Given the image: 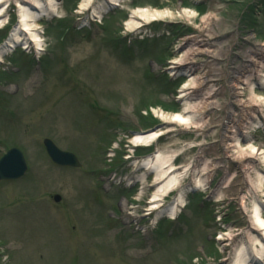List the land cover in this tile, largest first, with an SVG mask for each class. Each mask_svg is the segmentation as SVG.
Wrapping results in <instances>:
<instances>
[{
	"label": "rangeland",
	"instance_id": "374dc122",
	"mask_svg": "<svg viewBox=\"0 0 264 264\" xmlns=\"http://www.w3.org/2000/svg\"><path fill=\"white\" fill-rule=\"evenodd\" d=\"M83 1L55 0L36 15L39 45L20 33L16 0L0 3V157L15 146L27 164L22 177L0 181V264H232L254 203L264 217V154L245 161L251 145L264 151V87L253 95L243 85L264 64V0H125L102 17L99 0ZM136 7L194 17L132 30L124 24ZM184 42L198 52L175 68ZM192 89L198 126L130 142L166 130L156 110L179 112ZM236 129L248 135L238 145ZM44 138L79 166L52 162ZM157 151L181 165V178L149 210L164 181L143 167ZM180 191L183 206L162 214ZM251 248L260 261L247 264H264Z\"/></svg>",
	"mask_w": 264,
	"mask_h": 264
},
{
	"label": "bare ground",
	"instance_id": "6f19581e",
	"mask_svg": "<svg viewBox=\"0 0 264 264\" xmlns=\"http://www.w3.org/2000/svg\"><path fill=\"white\" fill-rule=\"evenodd\" d=\"M1 1L2 0H0V3ZM124 1L125 0H99L97 5H94L95 6L94 11H93L94 15L96 17L97 16L102 17L112 7H115L117 5L119 6ZM92 3H93V0H84L82 5L84 4L90 5ZM16 4L18 8L20 9L19 10L20 23H21L19 27L20 33L21 32L28 33L30 35L31 41H33L35 45H39L37 41L39 38L37 34V28L32 27V25L35 26L33 23L34 22L33 18L39 12L47 14L50 11H53L54 9H56L57 5H56L55 0H16ZM180 13H183L184 16L186 13V17H194L193 11L191 12L190 10L186 8L180 11L179 15H174V13L168 10H158L156 8L153 9L149 7H136L130 10L129 17L125 21L124 25H126L129 29L136 30L140 28L142 26V23H144L145 21L146 22H148V20L153 21V20H156L157 18L166 17V16L169 18L176 17V16L180 17L183 15ZM20 33H18L19 36L21 35ZM187 44H188L187 42H184V44L180 46L179 48L180 51L182 50V48H184L183 52L185 50L187 51L182 56V58L181 57L178 58L177 61L172 60V63H175L174 66L178 65L176 63H180V66L184 65V63L182 64V61L186 60L187 58L190 59V57H188V53L198 52L196 50L197 43L193 42L192 45L190 44V47L192 48H188ZM193 44L195 48L193 47ZM195 68H198V66H197V63L193 62V65L189 68L187 67L185 71H188V72L192 71V73H194L196 70ZM244 76L246 78L243 81V85H246L249 88V90L252 91L251 94L254 95V87L255 88L264 87V64L258 67L256 70L254 69V71L253 70L247 71ZM197 94H198L197 89H192L190 93L188 94V99L186 98L187 100H185L184 98L183 103H185V105L183 109H181L179 112H173V113L160 112L159 113V110L156 111L158 113L157 116H159L160 120H162L161 121L162 124H165L166 130L157 129L153 132L151 131V132H146V133H135L132 135V138H131V142L133 143V145L134 144H146L147 145V142H151L155 140L156 138L161 136L165 131L172 130L168 126H172V127L184 126L188 128L192 126L193 127L198 126V124L200 123L199 121L201 117L197 116L196 112L194 111L195 110L194 108L199 107L198 105L201 106L202 104H198L199 101L196 103H193V100H192L193 98L195 99V96H197ZM256 98L260 100L259 101L260 106H263L264 102H261V101L262 99L264 100V98H262L261 96H257V95H256ZM259 121L260 120H258V118H255L253 122L257 123ZM243 128H246V127L244 126ZM247 136H248L247 133H244V132L242 133L239 129H236L235 133L232 135L231 138L233 139V137H235L236 138L235 145H238V140H240V138H244ZM251 146L252 147L249 150L250 156L245 157V161L247 162V164L252 163V159H254L252 155L257 156L260 154H264V151L262 149H258L254 145H251ZM172 159H173L172 155L165 156V155H162V153H160L159 151H157L154 155L149 156V158L146 160L144 164V167H143L144 170L155 171L158 180L155 179L156 182L154 184H158L164 181L163 184L158 185L156 190L153 192L152 203H154V205L152 204L149 210H155L160 207L161 203L155 204L156 201L159 202L160 197L158 198V196H160V194L162 195L163 193H165L169 188L173 187L175 183L176 184L178 183L180 185L179 181H180L181 175L180 174L178 175V172L177 173H173V172L179 169L181 165L176 166L172 164ZM249 167L252 168L253 170L252 165L248 166L247 168V170L249 169V171L252 172V170ZM185 168H186L185 170L187 171L188 167L186 166ZM203 171H206V165H204L200 169H194L193 172H195L196 177H198L199 175L203 176V173H202ZM253 172L255 173L256 177H258L259 179L262 178V174L259 173V171L257 172L256 170H253ZM171 173L173 174L170 176ZM193 178L195 179V176ZM192 187L197 188L196 182L195 184L192 185ZM258 189H260V187ZM158 192H160V194H158ZM178 194L179 195L177 196V198L174 199L170 205L168 204L167 206H164L166 207L167 210L165 213L161 211L162 214H165L167 216L169 214L170 216L171 214H174L176 211H178L179 207L183 206V204L185 203L183 192L180 191ZM253 196L255 195L253 194ZM257 204L254 203L253 208H252L253 222L249 223V226L245 229L246 241H244V237H243L242 244L238 247V249H236V252L234 253V259H233L232 264H247V263L252 262V260L260 261V259L257 258L253 254V250L251 246H253V248L256 250L255 253H258V255H260L261 257L264 254V217H262V215L260 214L261 211ZM227 234L229 233L227 232ZM242 236H244V233L242 234ZM256 244L260 246V249L256 247Z\"/></svg>",
	"mask_w": 264,
	"mask_h": 264
},
{
	"label": "water",
	"instance_id": "95a60500",
	"mask_svg": "<svg viewBox=\"0 0 264 264\" xmlns=\"http://www.w3.org/2000/svg\"><path fill=\"white\" fill-rule=\"evenodd\" d=\"M43 143L47 152L56 163L60 165H79L76 157L72 153L58 149L49 139H44ZM25 167V162L20 150L17 148L10 149L0 159V180L19 177L23 174ZM54 199L59 200L60 197L55 195Z\"/></svg>",
	"mask_w": 264,
	"mask_h": 264
}]
</instances>
